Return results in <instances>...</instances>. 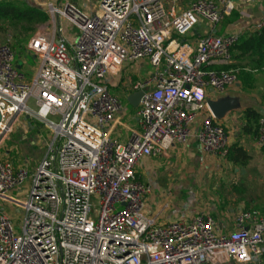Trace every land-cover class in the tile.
Returning a JSON list of instances; mask_svg holds the SVG:
<instances>
[{
  "label": "built area",
  "instance_id": "built-area-1",
  "mask_svg": "<svg viewBox=\"0 0 264 264\" xmlns=\"http://www.w3.org/2000/svg\"><path fill=\"white\" fill-rule=\"evenodd\" d=\"M165 1L101 0L92 14L69 2L50 4L53 19L79 30L73 46L59 39L61 28L34 31L19 51L10 40L0 44V145L24 114L54 133L34 173L0 160V200L25 211L16 223L0 210V264H263L264 215L257 211L240 212L228 234L208 214L160 225L146 213L152 191L137 173L142 160L187 145L197 124L202 152L228 157L229 134L209 112L207 91L238 83V71L213 68L231 65L238 35L211 33L196 47L168 44L200 21L220 24L233 0H197L179 14ZM21 57L38 62L31 80L18 66ZM142 60L152 72L131 88L144 91L141 131L122 144L111 136L123 106L108 79ZM257 143L264 148V119ZM28 183L24 200L12 198Z\"/></svg>",
  "mask_w": 264,
  "mask_h": 264
},
{
  "label": "crops",
  "instance_id": "crops-1",
  "mask_svg": "<svg viewBox=\"0 0 264 264\" xmlns=\"http://www.w3.org/2000/svg\"><path fill=\"white\" fill-rule=\"evenodd\" d=\"M28 1L41 8L48 16V19L37 25L32 33L42 30L51 34L57 28H61L62 33L59 39L67 43L68 46L75 44L79 37V30L63 18L53 19L49 14V5L61 6L69 2L75 4L84 12L92 14L99 10L101 2V0ZM196 1L166 0L165 6L169 12L179 14L187 11L191 4ZM233 2L235 4L233 13L225 17L217 26L200 21L184 37L173 33L168 44L174 40L178 46L188 44L196 47L202 37L211 33L220 36L229 34L239 36L238 47L234 48L232 52V63L226 66L229 67L228 70L238 71V83L223 93L208 89L207 105L209 112L214 115L210 103L221 104L224 116L217 121L223 125L229 134L230 150L233 147L242 148L249 158L243 165L241 162L230 161L228 157L222 158L203 153L196 136L199 128V124H197L194 135L187 145H174L160 158L142 160L137 167V173L141 180L150 186L152 191L148 197L146 213L154 218L157 224L163 225L180 220L191 221L198 214H208L215 219L217 229L221 233L228 234L235 231L236 217L240 212L257 211L261 213L264 210V148L258 145L257 136L247 133L244 129L247 125L245 113L248 109L256 110L264 119V57L256 55L251 49L246 51L244 46L242 48L244 42L258 35L262 30L258 29V25L264 18V0H251L248 3L233 0ZM230 19L233 22H230ZM178 46H173L172 51L177 50ZM19 49L16 48L17 51ZM226 67L214 66L213 68L218 70ZM148 68L150 69L151 66L147 60L126 63L119 75L109 77L108 83L112 90H117L120 86H126L122 94L127 99L128 96L132 95V86L136 82L149 77L151 72L146 70ZM138 112L139 108L128 114L126 121H124L122 110L118 115L116 124L111 129L112 138L126 144L134 133L140 132L141 125ZM44 126L46 127L44 123L36 118L26 114L22 115L15 124L13 132L0 145V160L12 163L16 169L25 168L34 173L54 141L53 131L46 127L47 132H45L43 130ZM12 136L14 137L13 142ZM193 180L203 181L202 183L207 180L226 181L231 184V188L240 190L239 197L234 205L227 206L229 209L222 213L220 217L214 215L215 212L209 204L200 207H187L181 215L177 211L163 207L165 200L168 198L174 200L173 190L175 187L180 191L186 184L189 186V182ZM29 188L30 183L23 190L13 192L12 198L18 197L24 200ZM156 191H158V194L155 193ZM191 195L195 200L202 196L194 192ZM4 202L0 200V210ZM8 205V211L12 207L13 210L11 214L7 215L16 223H20L25 214L24 209L10 203ZM14 206H16V210Z\"/></svg>",
  "mask_w": 264,
  "mask_h": 264
},
{
  "label": "rangeland",
  "instance_id": "rangeland-1",
  "mask_svg": "<svg viewBox=\"0 0 264 264\" xmlns=\"http://www.w3.org/2000/svg\"><path fill=\"white\" fill-rule=\"evenodd\" d=\"M40 23L41 22L30 24L26 22H12L9 20H0V44H3L10 40L14 44L15 49L17 47L20 48L22 44L26 45L29 35L32 33L34 28ZM18 66L21 71L26 75L27 79L31 80L35 74V71L37 70L38 62L33 60L32 58H19ZM146 70L152 72L151 68H148ZM125 89L126 86H120V88L117 90L111 89L112 94L120 98V101L123 106L122 115L124 116V121H126V117L128 114H131L136 110L127 102V99L124 98L122 91H125ZM28 107L32 112L35 113L39 110V107L36 105L33 99H30L28 101ZM60 119L61 118L59 115H53L49 117V120L53 121L54 123H59ZM46 127H43V130L45 132H47ZM13 140L14 137L12 136V142ZM202 182L203 181L200 182L198 180L190 181L189 186H187L186 184L180 191L177 187H175L173 190L174 200H172V198H168L167 200H165L163 207L170 208L173 211H177L181 215L187 207H200L209 204L212 210L215 212L214 215L216 217H220L222 213L229 209L227 206L231 204L234 205V202L239 197L240 190L231 188V184L227 183L226 181L207 180L204 183ZM157 192L158 191H156L155 193ZM192 192L196 194H201L202 196L199 197L198 200H195L194 197L191 195ZM15 207L16 206H14V209ZM234 208L236 207L234 206ZM8 209V203H2L1 211L6 214H11L13 207L10 211H8ZM98 210L99 206L97 205L92 213L93 219H96L95 211Z\"/></svg>",
  "mask_w": 264,
  "mask_h": 264
},
{
  "label": "trees",
  "instance_id": "trees-1",
  "mask_svg": "<svg viewBox=\"0 0 264 264\" xmlns=\"http://www.w3.org/2000/svg\"><path fill=\"white\" fill-rule=\"evenodd\" d=\"M47 19V14L41 8L29 2L28 0H5L0 2V20L26 22L32 24L45 22ZM230 22H233V20L230 19ZM243 46L246 47V51L251 49L256 55H262L264 57V28L258 33V35L244 42L242 48H244ZM237 47L238 43L234 46V48ZM228 69L229 67L218 70ZM245 118L247 121V125L244 128L245 131L258 136L259 123L262 119V115L254 109H248L245 113ZM248 158L249 156L247 153L242 148L238 147H233L228 154V159L230 161L241 162L243 165L246 163ZM261 213L264 215V210H262Z\"/></svg>",
  "mask_w": 264,
  "mask_h": 264
},
{
  "label": "water",
  "instance_id": "water-1",
  "mask_svg": "<svg viewBox=\"0 0 264 264\" xmlns=\"http://www.w3.org/2000/svg\"><path fill=\"white\" fill-rule=\"evenodd\" d=\"M255 1V0H252ZM144 95V91H138L133 93L132 95L127 97V102L133 107V108H139L141 99ZM210 107L216 117V120H221L224 116V110L221 106V104L217 103H210ZM0 121H1V114H0Z\"/></svg>",
  "mask_w": 264,
  "mask_h": 264
}]
</instances>
